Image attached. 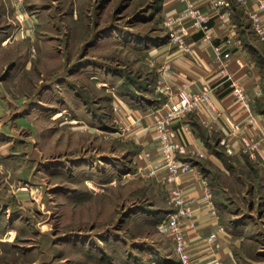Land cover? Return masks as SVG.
<instances>
[{"label": "rangeland", "instance_id": "rangeland-1", "mask_svg": "<svg viewBox=\"0 0 264 264\" xmlns=\"http://www.w3.org/2000/svg\"><path fill=\"white\" fill-rule=\"evenodd\" d=\"M150 5L0 0V264L178 263L161 225L166 184L117 106L142 90L143 51L165 34ZM216 150L225 174L196 161L212 170L215 200L250 227L259 254L248 263L264 264V172L247 153Z\"/></svg>", "mask_w": 264, "mask_h": 264}, {"label": "crops", "instance_id": "crops-1", "mask_svg": "<svg viewBox=\"0 0 264 264\" xmlns=\"http://www.w3.org/2000/svg\"><path fill=\"white\" fill-rule=\"evenodd\" d=\"M193 1L201 11L211 15L208 19L211 41L203 42L201 32H192L187 38L191 45L189 52L169 44L165 37L168 31L166 22L179 20L183 27L188 25L183 7L179 0H151L149 7L156 9L159 15L157 22L165 34L163 38L158 39L157 36L154 46L143 51L148 58L139 81L142 90H136L133 95L127 94L123 100L118 98L117 106L120 115H125L123 121L132 127V132L136 131L133 138L141 148L138 151L140 157L146 148L152 154L149 166L155 167L156 179L165 182L168 197L169 189L183 187L184 202L196 213L197 223L184 234L192 264H211L215 258H220L223 264H249V261H257L253 255L259 254L254 243L256 239L248 231L250 227L243 219L234 223L235 220L227 214L228 205L215 200L209 180L212 170L204 174L196 160L205 159L225 174L226 169L216 149L226 150L236 159L242 152L246 154L240 148L242 128L260 140L264 152V112L258 109L256 103L262 75L261 65L255 57L262 55L255 44L260 43L264 47V41L255 36L253 41L247 31L250 24L248 14L258 0H244L243 3L224 0L229 6H217L218 0ZM261 14L264 21V9ZM218 51L230 55L219 60L215 58ZM183 82L189 84V91L198 92L201 87L208 86L211 92L200 109L174 121L172 130L182 143L176 151L178 159L188 162L191 170L179 175L175 181L167 182L152 138L153 121L170 102L177 99ZM234 84L244 88L245 96L251 101L249 110L236 101L232 91ZM230 134L234 136L231 139ZM209 142H215L214 147ZM252 160L264 172V165L259 159ZM205 190L209 193L208 197H205ZM167 203H170L169 199ZM211 208L215 214L210 212ZM173 210L170 203V209L165 214ZM242 214L237 213L238 216ZM210 236L212 241L208 242L207 237ZM249 250L251 254H247Z\"/></svg>", "mask_w": 264, "mask_h": 264}, {"label": "built area", "instance_id": "built-area-1", "mask_svg": "<svg viewBox=\"0 0 264 264\" xmlns=\"http://www.w3.org/2000/svg\"><path fill=\"white\" fill-rule=\"evenodd\" d=\"M235 1L239 3L244 2V0ZM179 2L183 7L188 25L183 27L179 20L167 21V40L169 44L181 48L184 52H189L191 45L187 38L190 33L201 32V39L203 42L211 41V31L208 25V19L211 15L201 11L193 0H179ZM216 5L229 6L224 0L216 1ZM263 9L264 0H258L256 7L248 14L254 36L262 41H264V21L261 14ZM215 55V58L220 60L228 57L230 54L227 52L220 53L218 51ZM162 67L164 68V66ZM188 87L189 84L183 82L179 89L177 99L170 102L162 114L158 115L153 121L156 138H158V142L161 145V159L164 169L166 170L164 179L167 182L175 181L179 175L188 173L191 170V165L186 161L179 160L176 154V151L182 146V143L179 137H175V133L172 130L174 121L183 118L192 110L200 109L207 101L211 92V88L208 86L201 87V90L198 92L189 91ZM232 91L236 101L241 103L245 110H249L251 101L245 96L244 88L234 84ZM239 136L240 148L247 152L252 159H259L264 165V152L262 151L260 140L258 138L255 139L253 135L247 133L244 128L241 129ZM233 137L234 136L231 135L229 139ZM168 191V199L174 207V210L165 214V217L162 218L161 225L165 228L167 235L171 239L172 251H174L178 260L177 264H192L191 255L186 247L184 234L187 230L193 229L197 223L196 213L189 205L185 204V191L183 187L176 186ZM208 195V191L205 190V197H208ZM210 212L215 214L213 208L210 209ZM207 241H212V236L207 237ZM214 247L217 249L218 245L215 244ZM211 264L223 263L220 258H215L211 261Z\"/></svg>", "mask_w": 264, "mask_h": 264}, {"label": "trees", "instance_id": "trees-1", "mask_svg": "<svg viewBox=\"0 0 264 264\" xmlns=\"http://www.w3.org/2000/svg\"><path fill=\"white\" fill-rule=\"evenodd\" d=\"M137 87H139V85H138ZM128 93H130V94H132V95L134 94V92H132V91H130V92H128Z\"/></svg>", "mask_w": 264, "mask_h": 264}]
</instances>
